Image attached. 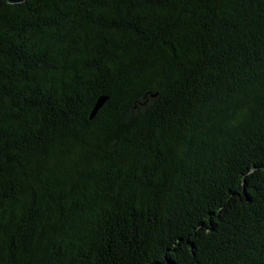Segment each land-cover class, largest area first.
<instances>
[{
	"label": "trees",
	"instance_id": "trees-1",
	"mask_svg": "<svg viewBox=\"0 0 264 264\" xmlns=\"http://www.w3.org/2000/svg\"><path fill=\"white\" fill-rule=\"evenodd\" d=\"M0 264H264V0H0Z\"/></svg>",
	"mask_w": 264,
	"mask_h": 264
},
{
	"label": "water",
	"instance_id": "water-1",
	"mask_svg": "<svg viewBox=\"0 0 264 264\" xmlns=\"http://www.w3.org/2000/svg\"><path fill=\"white\" fill-rule=\"evenodd\" d=\"M27 0H7V2L9 3V4H22V3H25ZM106 101V98H100L98 101H97V103H96V105H95V108H94V110H93V113H92V115H91V117L93 118L95 115H96V113L98 112V110H99V108L103 105V103Z\"/></svg>",
	"mask_w": 264,
	"mask_h": 264
}]
</instances>
